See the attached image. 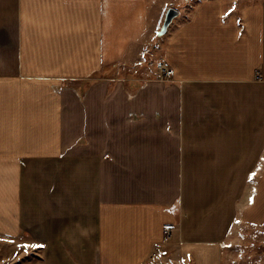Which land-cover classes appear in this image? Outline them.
<instances>
[{
  "label": "crops",
  "instance_id": "obj_1",
  "mask_svg": "<svg viewBox=\"0 0 264 264\" xmlns=\"http://www.w3.org/2000/svg\"><path fill=\"white\" fill-rule=\"evenodd\" d=\"M110 2L0 0V233L53 235L37 243L53 264H150L172 244L181 260L225 264L235 177H260L240 216L264 226V0L239 11L201 0L180 12L140 59L120 64L111 94L100 72ZM88 78L82 105L74 84ZM61 192L68 205L57 204Z\"/></svg>",
  "mask_w": 264,
  "mask_h": 264
},
{
  "label": "rangeland",
  "instance_id": "obj_2",
  "mask_svg": "<svg viewBox=\"0 0 264 264\" xmlns=\"http://www.w3.org/2000/svg\"><path fill=\"white\" fill-rule=\"evenodd\" d=\"M200 1L201 0H111L108 17L109 42L107 44L108 50H106L108 51L109 59L108 67L107 69H102V71L99 70L100 72H107L105 73L106 75L102 73L103 77H110L108 80L110 83V94L112 88L115 87V81L111 80V77L116 71H118V69L122 68L120 64H122V62L123 64L130 63V65L135 63L141 58V53L144 51L147 52L148 45L150 44V41L152 43L155 34L156 36L157 34L163 35L170 29L171 23L175 17L170 23L167 31L162 32L167 11L170 8H175L179 11V13L182 12V14H184V11H191ZM222 1L226 4L228 11H239L243 6L260 0ZM134 41L135 44H133ZM123 44L125 46L121 48ZM172 80L173 78L166 81L171 82ZM93 82H96L95 78H88L74 84V87L77 90V100H79L82 105L84 103L85 92ZM127 83L126 88H129L130 86L127 85ZM81 145V151L83 152L84 144ZM62 168L65 176L57 179H61V184H67L69 182V176L67 174L69 172V167L68 165H63ZM72 168H75V166L73 165ZM82 169H84L83 164L80 165L78 163L75 170H77V173L81 172V175L78 174L76 176V185L79 190L77 193L83 197L84 175ZM47 171L50 172L49 174H52V166H50ZM30 173L33 174H30V184L32 186H30L29 193L33 197L32 200L36 201V194L38 193L41 195L42 191L37 190L34 193L33 189H43L42 186H37V181L41 183L43 181V177L37 175V170L35 169L30 170ZM232 178L233 177H230L231 180ZM259 178V176L252 177V180L249 178L248 183H246L245 176L235 177L238 189L236 198L238 217L230 234L224 242V246H226L224 250L225 264H264V246L262 245L264 242V226L257 227L248 225L241 220L240 216L241 207L246 204V195L251 193V190H255V186L257 185ZM47 182H49L48 185L43 187L50 188L53 181L50 180ZM246 187L247 194L245 195ZM52 192L53 191L51 190L48 191L47 194L49 197L53 196ZM64 195H67V193L61 192V194H58L56 196L57 201H60L61 199L65 200L66 198L63 197ZM53 197H55V195ZM59 201L57 204L60 203ZM66 201L68 205L69 202L67 199ZM44 203L52 204L53 201L52 199L45 200L41 197L39 204L42 205ZM54 203L56 205V201H54ZM79 205L81 204L79 203ZM42 208L45 209L44 212L46 211L51 213L52 211V208L47 210L44 207H40L34 209L33 212L36 210L41 215ZM173 234L174 231L172 230L171 236L167 240L163 239V243H171ZM44 238H49L48 242H50V244L53 243V235H32V233L26 230H23L19 235H5L0 233V264H53V260H56V257L52 255L51 250H44L42 246L36 248L20 247L21 245H39L37 243L44 241ZM54 243H56V240ZM174 246L175 245L172 244L169 250L158 252V254L152 258L153 260L150 264H195V262L189 260L184 261L179 259L176 255L177 251Z\"/></svg>",
  "mask_w": 264,
  "mask_h": 264
},
{
  "label": "built area",
  "instance_id": "obj_3",
  "mask_svg": "<svg viewBox=\"0 0 264 264\" xmlns=\"http://www.w3.org/2000/svg\"><path fill=\"white\" fill-rule=\"evenodd\" d=\"M157 69L160 71L161 77L164 80L172 79L174 75L173 67L171 64L165 60H161L157 63ZM258 78H261L260 75H258ZM172 234V228L166 227L164 229V239H168ZM157 255V252L153 253V256Z\"/></svg>",
  "mask_w": 264,
  "mask_h": 264
},
{
  "label": "water",
  "instance_id": "obj_4",
  "mask_svg": "<svg viewBox=\"0 0 264 264\" xmlns=\"http://www.w3.org/2000/svg\"><path fill=\"white\" fill-rule=\"evenodd\" d=\"M178 13H179V11L177 9H175V8H170L167 11L162 32H166L167 31L170 23L172 22V20L174 19V17H176L178 15Z\"/></svg>",
  "mask_w": 264,
  "mask_h": 264
},
{
  "label": "snow or ice",
  "instance_id": "obj_5",
  "mask_svg": "<svg viewBox=\"0 0 264 264\" xmlns=\"http://www.w3.org/2000/svg\"><path fill=\"white\" fill-rule=\"evenodd\" d=\"M252 175H255V173H253ZM42 245H21L20 247L22 248H28V247H31V248H36V247H41Z\"/></svg>",
  "mask_w": 264,
  "mask_h": 264
}]
</instances>
